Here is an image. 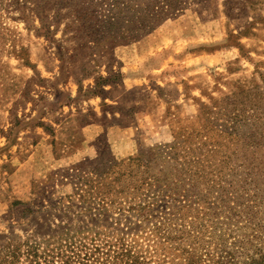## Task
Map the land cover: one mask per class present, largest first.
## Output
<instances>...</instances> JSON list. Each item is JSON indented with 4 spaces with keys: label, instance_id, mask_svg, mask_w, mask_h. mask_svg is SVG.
Masks as SVG:
<instances>
[{
    "label": "rangeland",
    "instance_id": "374dc122",
    "mask_svg": "<svg viewBox=\"0 0 264 264\" xmlns=\"http://www.w3.org/2000/svg\"><path fill=\"white\" fill-rule=\"evenodd\" d=\"M110 245L264 264V0H0V264Z\"/></svg>",
    "mask_w": 264,
    "mask_h": 264
},
{
    "label": "trees",
    "instance_id": "16d2710c",
    "mask_svg": "<svg viewBox=\"0 0 264 264\" xmlns=\"http://www.w3.org/2000/svg\"><path fill=\"white\" fill-rule=\"evenodd\" d=\"M31 251L28 252L31 256L30 264H71L66 257L68 255L61 251H46L45 248L39 250L36 246L30 247ZM187 259V257H186ZM37 260V261H36ZM188 264H193L188 257ZM145 264L143 261H139V257L131 255V251L124 246L110 245L108 249L99 248V264Z\"/></svg>",
    "mask_w": 264,
    "mask_h": 264
}]
</instances>
